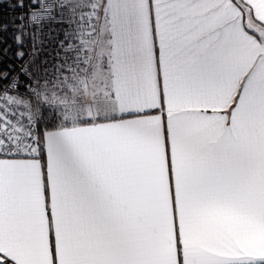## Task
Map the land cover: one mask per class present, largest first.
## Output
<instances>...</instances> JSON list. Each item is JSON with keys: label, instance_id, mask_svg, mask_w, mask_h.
I'll list each match as a JSON object with an SVG mask.
<instances>
[{"label": "snow or ice", "instance_id": "1", "mask_svg": "<svg viewBox=\"0 0 264 264\" xmlns=\"http://www.w3.org/2000/svg\"><path fill=\"white\" fill-rule=\"evenodd\" d=\"M7 7L0 264H264V0Z\"/></svg>", "mask_w": 264, "mask_h": 264}, {"label": "built area", "instance_id": "2", "mask_svg": "<svg viewBox=\"0 0 264 264\" xmlns=\"http://www.w3.org/2000/svg\"><path fill=\"white\" fill-rule=\"evenodd\" d=\"M11 15H12V9L7 7V0H5V3L0 4V16H2L4 19H7Z\"/></svg>", "mask_w": 264, "mask_h": 264}]
</instances>
